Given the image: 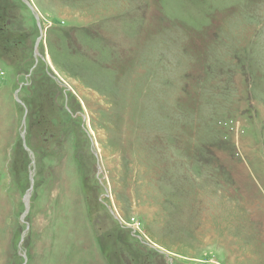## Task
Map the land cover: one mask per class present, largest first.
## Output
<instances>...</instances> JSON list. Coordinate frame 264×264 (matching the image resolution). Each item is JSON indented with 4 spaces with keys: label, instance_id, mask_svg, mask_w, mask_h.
Wrapping results in <instances>:
<instances>
[{
    "label": "rangeland",
    "instance_id": "rangeland-1",
    "mask_svg": "<svg viewBox=\"0 0 264 264\" xmlns=\"http://www.w3.org/2000/svg\"><path fill=\"white\" fill-rule=\"evenodd\" d=\"M28 1L0 0V264H264V0Z\"/></svg>",
    "mask_w": 264,
    "mask_h": 264
},
{
    "label": "water",
    "instance_id": "water-1",
    "mask_svg": "<svg viewBox=\"0 0 264 264\" xmlns=\"http://www.w3.org/2000/svg\"><path fill=\"white\" fill-rule=\"evenodd\" d=\"M22 1L25 2L31 8V10L33 11L34 16H35V18H36V20L38 22V25H40L39 15H38V13H36L34 6H32V4L30 3V1H28V0H22ZM17 100H19V99L17 98ZM19 102H20V100H19ZM23 123H25V118L23 120ZM24 133H25V128H24L21 136L23 138V144H24L25 148L27 149L28 147L26 146ZM27 150L29 151V149H27ZM31 154L33 156V152L32 151H31ZM30 178H31V181L33 182V176L32 175L30 176ZM31 189H32V185H31ZM29 199H30V191H27L26 194L23 197V203H24V206H25V211L23 212V214L21 216V220L22 221H24L23 218L26 216V214H27V212L29 211V208H30ZM23 257H24L25 262H26V256H25V254H24Z\"/></svg>",
    "mask_w": 264,
    "mask_h": 264
},
{
    "label": "trees",
    "instance_id": "trees-1",
    "mask_svg": "<svg viewBox=\"0 0 264 264\" xmlns=\"http://www.w3.org/2000/svg\"><path fill=\"white\" fill-rule=\"evenodd\" d=\"M28 89H29V87H28ZM29 152V151H28Z\"/></svg>",
    "mask_w": 264,
    "mask_h": 264
}]
</instances>
